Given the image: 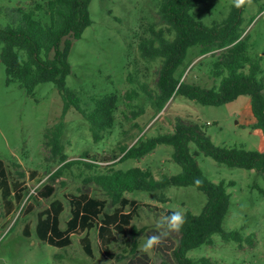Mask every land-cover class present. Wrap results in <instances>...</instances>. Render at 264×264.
I'll list each match as a JSON object with an SVG mask.
<instances>
[{"label":"rangeland","instance_id":"obj_1","mask_svg":"<svg viewBox=\"0 0 264 264\" xmlns=\"http://www.w3.org/2000/svg\"><path fill=\"white\" fill-rule=\"evenodd\" d=\"M161 2L89 1L91 24L78 40L71 43L67 52L70 74L65 79V85L76 93L81 108L87 112L93 108L92 98L112 94L117 97V104L113 127L98 143L92 141L88 122L74 108L66 112L61 144L68 160H77L86 154L99 162L101 171H106L117 160L109 164L102 160L118 157L120 147L134 144L142 134L151 138L171 133L176 119L197 125L215 146H241L249 151L264 152L263 134L251 128L254 119L248 96H240L218 107L202 106L182 96H175L157 113L142 93L138 87L140 84H146L149 92H156L161 60L141 58L138 44L142 38L149 36L150 28H166L158 15ZM232 4V0H204L193 9L192 17L209 27L225 20ZM27 5V0H0V10ZM6 25V20L0 14V26ZM241 30L244 31L242 37L248 38L247 53L251 57L261 58L264 80V0L244 7ZM218 57V52L199 56V48L191 47L174 76H181V81L185 83L210 89L218 84L211 74L212 63ZM131 91L138 94L128 100L125 95ZM62 107L61 96L52 83L38 85L33 94L28 96L16 82H6L4 67L0 62V264H110L96 247H93L92 259L77 254L67 258L63 252L41 243L37 231V213L25 215V203L14 211L9 220L4 215V201L15 200V192L11 196L6 188L11 190L14 179L23 180L27 169L42 175L39 180L29 183L26 187L28 191L35 188L39 192L46 184L59 185L61 181L74 186L75 182L88 176L89 172L83 165L72 166L51 177L47 174L53 173L59 162L48 153L44 135L59 122ZM189 153L207 180L224 182L226 185L229 199L222 228L225 231H239L244 236L252 235L253 246L243 245L240 248L233 242H223L218 235H213L212 245L191 250L187 257L195 261L204 258L207 264H264V193H261L264 191V175L220 165L200 152L193 143H189ZM172 155V147L161 145L143 159H127L113 168L120 171L134 167L148 169L155 179H160L181 172V167L173 162ZM141 194L150 201L145 204V209L138 210L144 220H137L136 227L144 225V231L156 229L160 217L170 214L173 209L184 213L188 210L193 215H199L207 202L205 195L194 187L166 188L163 191L169 199L166 203L158 202L159 194L134 192L133 196ZM33 196L30 195L27 200ZM41 219L45 220L46 216L43 215ZM144 240L141 238L140 245ZM177 241L178 233L173 232L160 244L163 251H158L159 245L150 253H144L149 263L174 264L172 250ZM130 255L131 258L136 256L135 253ZM120 258H117L119 261L116 259L115 264L123 263Z\"/></svg>","mask_w":264,"mask_h":264},{"label":"trees","instance_id":"obj_2","mask_svg":"<svg viewBox=\"0 0 264 264\" xmlns=\"http://www.w3.org/2000/svg\"><path fill=\"white\" fill-rule=\"evenodd\" d=\"M89 1L27 0L28 5L25 7L0 10L7 22L6 26H0V62L4 67L6 82H16L28 96L33 94L38 85L52 83L63 101L59 122L44 135L48 153L59 162L58 168L49 177L72 166L83 165L89 172L83 181L100 188L113 205L118 204L123 195L134 192L159 194L157 200L161 203L169 202L168 197L163 194L169 187H194L202 192L207 202L201 213L193 215L188 210L184 213L185 224L177 232L178 241L172 250L174 264H207L206 259L195 261L187 257V253L212 245L213 235H218L223 242H233L240 248L243 245L252 247V235L244 236L239 231H225L222 228L229 199L226 185L224 182H210L202 175L189 153V143H193L200 152L220 165L262 175L264 152L249 151L241 146H215L197 125L176 119L171 133L151 138L142 134L130 147H120L118 157L102 160L103 163L117 160L106 171H101L99 162L86 154L77 160H68L63 154V118L70 108H74L88 122L94 143L104 138L114 122L113 114L117 104L115 95L92 98L93 108L87 112L81 108L76 93L65 85V79L70 74L67 52L71 43L78 40L91 24ZM203 2L204 0H162L158 15L166 28H150L149 36L142 38L138 44L141 58L148 61L161 60L156 92H149L146 84L138 87L157 113L175 96L213 107L231 103L240 96H248L254 119L251 128L259 130L264 136V80L261 58L251 57L247 53L248 38L242 37L244 31L241 30V15L246 5L236 8L232 4L225 20L208 27L192 17L193 9ZM191 47L199 48V56L219 53L211 67L212 77L218 84L210 89L185 83L181 81V76H174ZM137 94L131 91L125 97L130 100ZM161 145L173 148L172 160L181 167L179 174L155 179L148 169H113L114 165L127 159H143ZM80 159H88L92 163ZM196 179L201 183H194ZM131 232L134 233V228Z\"/></svg>","mask_w":264,"mask_h":264},{"label":"crops","instance_id":"obj_3","mask_svg":"<svg viewBox=\"0 0 264 264\" xmlns=\"http://www.w3.org/2000/svg\"><path fill=\"white\" fill-rule=\"evenodd\" d=\"M24 172L23 180L14 179L10 185L11 190L6 188L11 196L15 192L14 202L4 201L6 220L25 203V215L35 211L37 213L40 242L63 252L67 258H73L77 254L92 259L93 247H96L110 264H115L119 257L122 264H150L148 256L139 250L140 240L157 230L144 231V225L136 227L137 220H144L138 210L145 209V204L150 203L146 196L125 194L118 204L113 205L100 188L92 183H85L83 179L75 182L74 186L62 181L59 185L44 183V188L27 200L30 191L26 187L39 180L42 175L30 169ZM51 173L52 171L47 174ZM45 178L38 182L41 183ZM43 215L46 216L45 220L41 219ZM132 228L134 233L131 232ZM158 251H163V246L160 245ZM133 253L136 256L131 258L130 254Z\"/></svg>","mask_w":264,"mask_h":264},{"label":"clouds","instance_id":"obj_4","mask_svg":"<svg viewBox=\"0 0 264 264\" xmlns=\"http://www.w3.org/2000/svg\"><path fill=\"white\" fill-rule=\"evenodd\" d=\"M233 6L242 8L245 5H251L252 0H232ZM194 183L199 184L201 181L196 179ZM185 224V214L179 209L171 210L170 214L163 215L156 222L157 231L148 236L140 245L139 250L145 254L150 253L158 247L173 232H179Z\"/></svg>","mask_w":264,"mask_h":264},{"label":"built area","instance_id":"obj_5","mask_svg":"<svg viewBox=\"0 0 264 264\" xmlns=\"http://www.w3.org/2000/svg\"><path fill=\"white\" fill-rule=\"evenodd\" d=\"M80 160H81V161H84V162L92 163V161H90V160H88V159H80ZM112 162H114V161H112ZM112 162H110V163H112ZM107 164H109V163H107ZM30 195H34V196L37 195V191L35 190V188L32 189V190L29 192L27 198L30 197ZM27 198H26V199H27Z\"/></svg>","mask_w":264,"mask_h":264}]
</instances>
